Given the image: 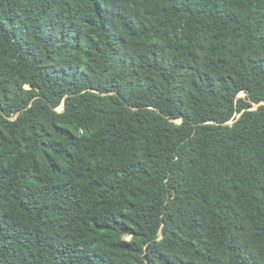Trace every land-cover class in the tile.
Segmentation results:
<instances>
[{
	"label": "trees",
	"instance_id": "1",
	"mask_svg": "<svg viewBox=\"0 0 264 264\" xmlns=\"http://www.w3.org/2000/svg\"><path fill=\"white\" fill-rule=\"evenodd\" d=\"M0 264H264V0H0Z\"/></svg>",
	"mask_w": 264,
	"mask_h": 264
},
{
	"label": "rangeland",
	"instance_id": "2",
	"mask_svg": "<svg viewBox=\"0 0 264 264\" xmlns=\"http://www.w3.org/2000/svg\"><path fill=\"white\" fill-rule=\"evenodd\" d=\"M244 96H245V95H244L243 93L239 95V97H244ZM256 107H257V106H256ZM62 110H63V107L60 108V111H62Z\"/></svg>",
	"mask_w": 264,
	"mask_h": 264
},
{
	"label": "water",
	"instance_id": "3",
	"mask_svg": "<svg viewBox=\"0 0 264 264\" xmlns=\"http://www.w3.org/2000/svg\"><path fill=\"white\" fill-rule=\"evenodd\" d=\"M63 110H64V105H63Z\"/></svg>",
	"mask_w": 264,
	"mask_h": 264
}]
</instances>
